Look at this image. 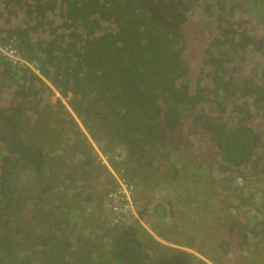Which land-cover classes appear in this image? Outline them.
<instances>
[{
    "label": "trees",
    "instance_id": "trees-1",
    "mask_svg": "<svg viewBox=\"0 0 264 264\" xmlns=\"http://www.w3.org/2000/svg\"><path fill=\"white\" fill-rule=\"evenodd\" d=\"M11 42L40 72L0 55V264H203L141 219L185 247L214 248L216 213L256 236L226 216L264 200V0H0ZM101 148L142 203L127 223L95 210ZM239 178L257 196L217 212Z\"/></svg>",
    "mask_w": 264,
    "mask_h": 264
},
{
    "label": "rangeland",
    "instance_id": "rangeland-1",
    "mask_svg": "<svg viewBox=\"0 0 264 264\" xmlns=\"http://www.w3.org/2000/svg\"><path fill=\"white\" fill-rule=\"evenodd\" d=\"M193 145L195 147L196 144H193ZM96 153H106L107 154V151H104L101 148V150H96ZM209 153H212V150H209ZM200 154L201 153H191L192 157L195 156V158L197 159H198L197 155H200ZM100 164L104 166V169H103V172L101 171L102 172L101 177L100 178L98 177L96 181L97 185L95 189L96 190L95 198L98 197L100 199V204L99 206L95 208V210L97 212V215L102 218V216H104V214L107 213V210L105 209V201L107 200L108 197L106 196L115 186V182H114L115 177H113V185L110 188L111 181L109 179V175H110L109 169H111V171H113V169L110 166L108 167V159H106V161L104 162H102L101 160ZM192 164L190 165V168ZM184 174H187V173H184ZM224 182L225 181H220L221 184L217 186L218 193L220 192L223 193L222 196H219V200L220 202L221 201L222 202H221V206L217 208L218 210L217 212L225 210V209L228 210V208L231 207V204L232 205L235 204L234 198L231 199L230 194L234 192L237 193L238 191L242 192V190H244V188L242 187L244 184L247 185L250 190H253V192L257 196V191L255 189H252L249 182L246 183L243 178L238 179V182H241L240 183L241 188L231 187L230 190H228L229 189L228 187H227L228 189L226 187L219 188L221 185L226 186V182L225 183ZM102 195H104L105 197ZM228 196L230 197V205H226L227 200L226 201L224 200V198ZM165 198H166L165 201L169 203L170 201L169 193ZM103 200H104V209L101 211V203L103 202ZM253 202L254 201L251 199L250 201H247V204H251ZM178 204H181V202H178ZM256 205L258 206L257 207L258 209L255 208L252 210H250L251 208H249L248 205H242L241 215L232 213L230 214V216H226L227 221L231 220L232 218L236 216H239L237 217V219L240 221V224L246 225V226L251 217H253L254 219H257V221L256 220L255 222L253 221L254 224L253 223L249 224V227L254 226L256 236H253L254 234H251V235H248V237L244 238L243 228H241L240 230L236 229L235 232L232 230L230 231L228 230L226 232L223 231L226 227H220V230H219L218 224L220 222V219L222 218V215L221 213H216L214 215V221H213L214 225L216 226V230L210 233L211 236L216 239L214 243L215 245L214 248H212L213 242L211 244V242H209L208 240H205L204 234L201 231H199V229H193V231H197V237H195V239L192 241L193 245L186 246V247L183 244H180V245L185 247L183 250L186 252L188 249L192 250L195 253L196 259L199 262L201 261L203 264H239L240 260H243L242 261L243 263L248 262L249 264H252V260H253L252 256H255L257 259H259L258 264H264V256H263L264 255V200H260V202L259 201L256 202ZM167 209H169V207ZM180 211H182V209ZM193 211L197 214L202 212L201 210H198L196 208H194ZM252 211H255V213L252 214ZM136 212L137 214H139L138 208H136ZM87 215H88V219L92 220L91 214L87 213ZM145 226H146L145 230L147 232L149 231L152 238L157 239L159 244H161L162 242L164 246L166 245V246H171V247L181 249L180 245H177L175 241L171 242L168 239H165V237H163L159 233L158 235L157 232L154 230V228L149 223L146 222ZM222 231L225 234H222ZM226 247L230 249L228 250L229 252H226V250L228 249Z\"/></svg>",
    "mask_w": 264,
    "mask_h": 264
},
{
    "label": "built area",
    "instance_id": "built-area-1",
    "mask_svg": "<svg viewBox=\"0 0 264 264\" xmlns=\"http://www.w3.org/2000/svg\"><path fill=\"white\" fill-rule=\"evenodd\" d=\"M0 55L11 61L14 65H29L35 71L40 72L38 62L34 59H28L13 43H1ZM99 159L102 162L106 161L108 154L99 153ZM114 182L115 186L108 193V198L105 201L107 220L111 226L127 223L138 217L134 196L135 186L123 174L116 175Z\"/></svg>",
    "mask_w": 264,
    "mask_h": 264
},
{
    "label": "crops",
    "instance_id": "crops-1",
    "mask_svg": "<svg viewBox=\"0 0 264 264\" xmlns=\"http://www.w3.org/2000/svg\"><path fill=\"white\" fill-rule=\"evenodd\" d=\"M109 173H110V175H109V179H110V181H111V186H110V188L112 187V185H113V173H112V171H109ZM109 188V189H110ZM95 192H96V190H95ZM163 195H164V198H161V199H158L157 200V203L155 204V205H158V207H163L162 205H159V204H161V203H163L162 202V200L164 199V201H165V197L168 195V192L167 191H165V192H163ZM102 196H104V195H102ZM105 197V196H104ZM105 199V198H104ZM136 200H137V205H138V207L139 206H142V203H141V201H140V199H138V197L136 196ZM165 204L166 205H168V202H166L165 201ZM104 209V200H103V202L101 203V211ZM100 211V212H101ZM154 213H155V211H154ZM141 221V223L145 226V224H146V220L145 219H141L140 220ZM172 242V241H171ZM162 243V242H161ZM262 255H263V253H262ZM264 256V255H263Z\"/></svg>",
    "mask_w": 264,
    "mask_h": 264
},
{
    "label": "clouds",
    "instance_id": "clouds-1",
    "mask_svg": "<svg viewBox=\"0 0 264 264\" xmlns=\"http://www.w3.org/2000/svg\"><path fill=\"white\" fill-rule=\"evenodd\" d=\"M11 43H13V42H11ZM14 45H16L15 43H13ZM113 177H115L114 175H113ZM132 183V182H131ZM133 184V183H132ZM134 185V184H133ZM136 190V189H135ZM107 197V196H106ZM135 201H136V196H135ZM137 204V203H136ZM182 249H184L185 247L184 246H180ZM188 249V248H187ZM190 249H188L187 251H189ZM192 251V250H191ZM192 253L193 254H195L193 251H192ZM253 257V260H252V264H258V259L255 257V256H252ZM243 260H240L239 261V264L240 263H243L242 262ZM244 263H247V264H249L248 262H244Z\"/></svg>",
    "mask_w": 264,
    "mask_h": 264
}]
</instances>
